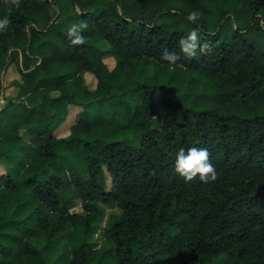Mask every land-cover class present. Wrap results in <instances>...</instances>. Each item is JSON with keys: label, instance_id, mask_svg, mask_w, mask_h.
Returning <instances> with one entry per match:
<instances>
[{"label": "trees", "instance_id": "obj_1", "mask_svg": "<svg viewBox=\"0 0 264 264\" xmlns=\"http://www.w3.org/2000/svg\"><path fill=\"white\" fill-rule=\"evenodd\" d=\"M5 14L0 78L15 64L21 83L0 110V264H264V0H0ZM81 19L88 40L71 45ZM197 25L209 51L159 60ZM193 146L215 182L175 173ZM104 207L119 212L93 248Z\"/></svg>", "mask_w": 264, "mask_h": 264}, {"label": "clouds", "instance_id": "obj_2", "mask_svg": "<svg viewBox=\"0 0 264 264\" xmlns=\"http://www.w3.org/2000/svg\"><path fill=\"white\" fill-rule=\"evenodd\" d=\"M18 6V5H17ZM200 11L192 10L186 15L189 22H197L200 18ZM11 24L9 15H0V32L6 31ZM89 30V23L86 19L70 22L67 28V37L71 45H84L88 40L85 34ZM180 52L163 48L159 60L168 62L169 66L175 65L180 60V54L183 53L189 58L196 57L199 53H205L210 50L208 42L201 43V35L198 25L192 27L189 31L180 37L178 41ZM174 171L186 182L197 178L204 184L213 183L217 180L218 173L216 166L210 159V153L207 148L190 147L187 150L180 148L176 152Z\"/></svg>", "mask_w": 264, "mask_h": 264}, {"label": "rangeland", "instance_id": "obj_3", "mask_svg": "<svg viewBox=\"0 0 264 264\" xmlns=\"http://www.w3.org/2000/svg\"><path fill=\"white\" fill-rule=\"evenodd\" d=\"M98 46L101 49H107L108 45L104 41H100ZM105 63L109 67L110 70L115 67V60L111 57H105ZM154 69L153 67L143 68L138 71V76L140 80H143L146 77L153 76ZM2 82V88L0 89V110L7 105L8 99L16 98L18 93V86L21 83L20 74L16 68L15 64L9 65L6 72H4L3 76L0 78ZM85 81L90 89H95L97 85V80L91 74L85 75ZM157 104L159 107L160 115L155 118L154 128L159 129L162 126V122L165 116V111L162 107V102L160 98H157ZM82 109L79 106L71 105L69 106V116L65 123H63L57 130L56 136L59 138L67 137L70 134V126L77 120L79 114ZM21 135L25 140L31 141L30 136L27 134L25 130L21 131ZM68 168V167H67ZM6 175L5 167L0 163V178ZM111 187V179L108 173H106V188L110 189ZM105 213L100 221L99 225L96 227L93 235L89 238V244L93 248L101 247L104 241V230L109 226L110 215L112 211L119 212L118 210H112L110 208L104 207ZM71 213H79L83 214L81 202L77 201L70 208Z\"/></svg>", "mask_w": 264, "mask_h": 264}]
</instances>
